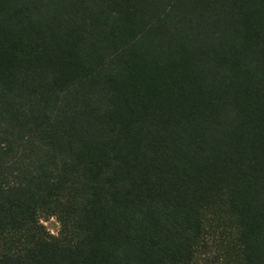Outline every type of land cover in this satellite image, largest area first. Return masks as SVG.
Segmentation results:
<instances>
[{"label":"trees","instance_id":"1","mask_svg":"<svg viewBox=\"0 0 264 264\" xmlns=\"http://www.w3.org/2000/svg\"><path fill=\"white\" fill-rule=\"evenodd\" d=\"M0 264H264V0H0Z\"/></svg>","mask_w":264,"mask_h":264},{"label":"rangeland","instance_id":"2","mask_svg":"<svg viewBox=\"0 0 264 264\" xmlns=\"http://www.w3.org/2000/svg\"><path fill=\"white\" fill-rule=\"evenodd\" d=\"M43 223L53 234H58L60 229V223L55 217L44 219Z\"/></svg>","mask_w":264,"mask_h":264}]
</instances>
